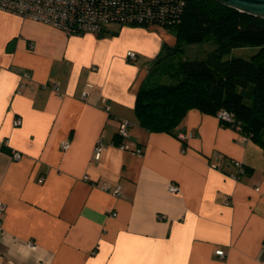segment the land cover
<instances>
[{"label": "crops", "instance_id": "0c3cea01", "mask_svg": "<svg viewBox=\"0 0 264 264\" xmlns=\"http://www.w3.org/2000/svg\"><path fill=\"white\" fill-rule=\"evenodd\" d=\"M175 44L0 12V264H264V149L198 109L184 141L139 125L138 91Z\"/></svg>", "mask_w": 264, "mask_h": 264}, {"label": "trees", "instance_id": "16d2710c", "mask_svg": "<svg viewBox=\"0 0 264 264\" xmlns=\"http://www.w3.org/2000/svg\"><path fill=\"white\" fill-rule=\"evenodd\" d=\"M115 14L111 24L158 26L174 30L175 46L165 45L138 91L135 114L139 125L151 132L178 136L177 129L191 109L233 122L221 124L241 132L264 149V19L212 0H109ZM108 9V8H107ZM109 24V25H111ZM107 25L98 35L107 32ZM213 42L215 49L203 59L167 63L187 46ZM252 48L249 58L231 57L236 49ZM176 83H158L155 76ZM239 127V129H238ZM122 136L114 143L121 145Z\"/></svg>", "mask_w": 264, "mask_h": 264}, {"label": "built area", "instance_id": "2783aa9c", "mask_svg": "<svg viewBox=\"0 0 264 264\" xmlns=\"http://www.w3.org/2000/svg\"><path fill=\"white\" fill-rule=\"evenodd\" d=\"M111 2L109 0H0V12L16 14L25 19L51 25L68 35L99 34L107 25L111 24L110 20L112 15L115 14L110 11ZM128 56L131 60L136 58V54L133 52H130ZM83 95L87 98L88 93L85 92ZM218 118L226 122H233L234 120L233 116L226 110L220 111ZM19 124L20 120L17 119L15 125ZM129 126L128 122H122L119 135L122 137L127 136ZM178 137L183 141L187 138L183 133H180ZM62 148L64 150L69 149V143L63 142ZM102 149V144L99 142L96 148L97 156L100 155ZM21 157L20 153H13L14 160H20ZM235 165L239 170V174H243L242 165L238 162H235ZM43 181L44 178H41L40 182ZM170 190L177 192L178 187L171 185ZM120 192L121 188H116V195H120ZM0 210H4V206L1 204ZM216 255L225 256L223 250L216 251Z\"/></svg>", "mask_w": 264, "mask_h": 264}, {"label": "rangeland", "instance_id": "374dc122", "mask_svg": "<svg viewBox=\"0 0 264 264\" xmlns=\"http://www.w3.org/2000/svg\"><path fill=\"white\" fill-rule=\"evenodd\" d=\"M169 31L174 34V30ZM215 49V44L213 42L201 44V45H192V46H187L185 48L184 53H178L169 59H167V63H172L173 65L177 64L179 61L189 59V60H194V59H203L206 57L208 53L213 51ZM255 53V50L252 48H244V49H236L232 52L231 57H242L245 59H249L253 54ZM160 71L155 76V80L158 83H176V81H173L169 79L167 76L159 74Z\"/></svg>", "mask_w": 264, "mask_h": 264}, {"label": "water", "instance_id": "95a60500", "mask_svg": "<svg viewBox=\"0 0 264 264\" xmlns=\"http://www.w3.org/2000/svg\"><path fill=\"white\" fill-rule=\"evenodd\" d=\"M239 12L264 19V0H212ZM14 43L11 44L12 49Z\"/></svg>", "mask_w": 264, "mask_h": 264}]
</instances>
